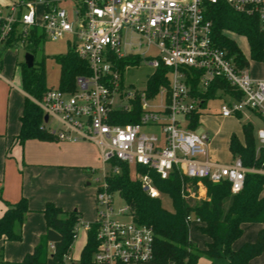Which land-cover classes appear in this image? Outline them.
<instances>
[{
  "label": "built area",
  "instance_id": "2783aa9c",
  "mask_svg": "<svg viewBox=\"0 0 264 264\" xmlns=\"http://www.w3.org/2000/svg\"><path fill=\"white\" fill-rule=\"evenodd\" d=\"M217 3L256 18L264 37V0H30L0 10V48L14 42L28 44L32 31L39 28L53 39L69 36L72 49L89 69L87 75L75 77L73 91L48 88L39 99L28 98L43 117L47 115L43 128L57 141H86L98 147L102 183L96 188L93 264H150L153 259L152 228L135 222L127 206L117 212L112 208L107 178L119 172L120 164L133 167V178L151 198L160 197V192L151 176L139 169L153 171L161 179L176 171L188 181L182 195L198 199L205 193V179L227 180L236 193L247 172L264 174V166L247 168L239 157L228 164L213 161L208 133L197 132L198 121L191 127L193 113L200 116L206 102L216 97L222 99V117L249 110L264 120V77L251 75L249 62L256 60L250 50L246 57L236 43L238 51H230L213 38L212 21L205 12L207 4ZM143 45L157 49L149 63L152 74L160 65L167 68L166 84L152 95L147 90L149 78L141 91L123 84L125 69L135 64L123 71L116 64L125 56L139 59L135 48ZM213 86L214 97L202 105L203 95ZM136 105L137 121L118 122L122 114L135 115ZM146 126L157 132L142 131ZM256 139V153L262 154L264 165V128L257 130ZM124 215L130 216L129 222L114 218ZM192 220L199 222L187 217ZM49 248L53 250V245ZM73 261L71 254L64 255L63 264Z\"/></svg>",
  "mask_w": 264,
  "mask_h": 264
},
{
  "label": "trees",
  "instance_id": "16d2710c",
  "mask_svg": "<svg viewBox=\"0 0 264 264\" xmlns=\"http://www.w3.org/2000/svg\"><path fill=\"white\" fill-rule=\"evenodd\" d=\"M30 0H18L19 3ZM206 17L212 21L213 38L220 47L230 51H238L235 42L225 31L245 36L253 60H264V37L259 30L256 18L248 17L231 10L223 3L207 4ZM28 52L34 54L38 39L32 31ZM60 66L58 87L65 91L75 89V77L87 75L89 69L75 51L70 48L65 54L55 57ZM138 57L125 56L116 60L120 71L126 65L137 64ZM167 68L159 66L147 82L149 95L154 94L160 85L166 84ZM22 90L29 96L39 99L48 89L45 85L43 67H27L21 65ZM223 85V83L221 84ZM215 86L203 95L202 105L214 97ZM136 114H122L120 123L137 121ZM199 115L191 116V127L197 126ZM20 131L15 140L24 143L28 139L52 141L56 138L43 128V113L28 97L24 98ZM244 141L241 143L234 135L229 141V151L234 158L239 157L247 168L263 167L262 154L256 153V141L250 123L242 125ZM129 167L120 164L118 173L107 178L108 191L118 193L128 207L132 219L152 228L155 234L153 259L150 264H196L200 257H205L216 264H248L264 251V228H261L252 242L242 244L234 250L232 244L241 237L242 225L248 222L264 223V174L247 172L243 187L232 193L227 180L212 183L203 180L206 198L189 202L181 193L182 187L188 182L176 171L167 179H161L155 172L139 169L143 174L151 176L153 185L161 195L171 199L173 210L165 209L160 198H151L143 190L140 181L130 176ZM6 209L0 216V240H19L21 226L29 211L27 200L21 198L15 203L4 202ZM45 222V232L31 252L24 255L19 262H7L2 257L0 247V264H63V257L71 253L76 238V228L80 224L77 211H64L52 202H47L40 211ZM197 218L198 229L209 237L204 248L199 249L189 238L190 222L187 217ZM96 224L90 223L86 234V243L80 257L72 264H93L92 255L97 247ZM53 245V250L49 246Z\"/></svg>",
  "mask_w": 264,
  "mask_h": 264
},
{
  "label": "crops",
  "instance_id": "0c3cea01",
  "mask_svg": "<svg viewBox=\"0 0 264 264\" xmlns=\"http://www.w3.org/2000/svg\"><path fill=\"white\" fill-rule=\"evenodd\" d=\"M9 2L6 0L3 3V0H0V5H8ZM17 2L18 0H13L12 4ZM7 83L12 86L11 82ZM18 92L19 95L13 96V102L10 103V98L7 100L4 118L1 113L3 100L0 97V216L6 209L5 201L15 203L21 198L27 200L29 211L22 225L18 227L20 239L0 240L2 257L7 262L21 261L24 255L38 244L45 232V222L40 211L47 202L54 203L64 211H77L81 224L85 223V226L96 220L95 188L84 182L90 176L89 169H93L95 163L99 161L96 147L86 141L37 139H28L24 143L16 141L15 137L21 127L20 117L24 98L29 96L21 88H18ZM248 112L255 114L249 110ZM243 113L231 117H222L218 114L222 118L236 119ZM201 119L202 112L198 117V123ZM240 134L239 141L243 143L242 126ZM255 141L257 146L256 137ZM215 153L216 149L210 141L208 154L213 161L228 164L234 160L229 147L227 160L221 161L215 157Z\"/></svg>",
  "mask_w": 264,
  "mask_h": 264
},
{
  "label": "rangeland",
  "instance_id": "374dc122",
  "mask_svg": "<svg viewBox=\"0 0 264 264\" xmlns=\"http://www.w3.org/2000/svg\"><path fill=\"white\" fill-rule=\"evenodd\" d=\"M6 0H3V3ZM10 1V2H9ZM13 0H7L8 5H0V10L5 12L8 7L12 6ZM66 2V7L68 6ZM35 35L38 39L36 44V50L34 52V64L35 67L42 66L45 75V85L47 88H57L59 84L60 77V66L56 61V56L65 54L68 49L72 48V42L70 37L53 39L49 36L43 35L41 30L37 28L35 30ZM228 36L235 41L237 46L247 57L249 55L248 44L245 37L239 36L234 33H228ZM31 38V36H30ZM69 39V40H67ZM128 40V39H127ZM132 42H136V35L131 38ZM30 43V42H29ZM28 43V44H29ZM28 44L12 43L7 46L0 48V97L3 100L1 105V113L3 118L7 111V100L10 98V103L13 102V96L19 95L18 88L22 89V78H21V65L24 63V55L28 52ZM139 54V61L137 64L129 66L125 69L122 80L123 84L126 86H132L137 91H141L146 86L147 79L154 71V68L149 65L151 59L158 55L157 49L155 47L138 46L135 48ZM249 70L254 77H264V63L257 61L249 62ZM11 82L12 86L7 82ZM221 98L216 97L210 99L206 102L205 107L202 109V119L198 125L197 132H207L213 147L216 149L215 157L221 161L227 160L229 140L231 136H235L238 140H241L240 129L243 124L251 123L253 137H256V132L260 127H263V120L259 118L256 114L245 112L240 118H222L218 113L221 105ZM118 101L115 100L114 104ZM144 132L156 131L155 128L146 126L142 129ZM244 139V137H243ZM93 144V143H92ZM96 150L98 147L94 144ZM99 157V155H98ZM102 164L100 161L95 163L93 169H89L90 176L84 181L89 183L91 188H95V198H96V188L102 183L100 177ZM130 176L133 178L135 172L133 167L130 169ZM134 179V178H133ZM264 186V185H263ZM162 206L172 211L171 199L167 195H161L160 197ZM189 202L198 201L206 198L205 193L201 194V197L191 198L185 197ZM127 206L124 200L119 196L118 193H113V203L112 208L114 212H117L120 208ZM116 220L129 222L130 216H116ZM200 223L192 220L190 222L189 228V238L193 241L199 249L204 248L205 244L209 241V237L202 233L198 226ZM261 228H264V223L248 222L242 225V235L233 244L232 248L234 250L238 249L242 244L246 242H252L256 239L257 234ZM18 230V227H17ZM87 230L85 228V223L80 222L77 229V236L72 244L71 254L75 260H78L81 251L86 243ZM197 264H212L210 260L205 257H200ZM216 264H224L218 261ZM248 264H264V251L255 260H250Z\"/></svg>",
  "mask_w": 264,
  "mask_h": 264
},
{
  "label": "water",
  "instance_id": "95a60500",
  "mask_svg": "<svg viewBox=\"0 0 264 264\" xmlns=\"http://www.w3.org/2000/svg\"><path fill=\"white\" fill-rule=\"evenodd\" d=\"M33 62H34V55L29 52H26L24 55V63L27 65V67H31L33 66ZM43 120L47 121V115H44Z\"/></svg>",
  "mask_w": 264,
  "mask_h": 264
}]
</instances>
